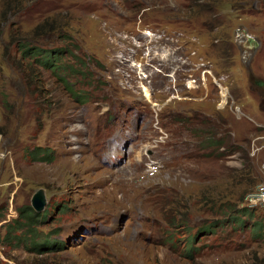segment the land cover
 <instances>
[{
  "label": "rangeland",
  "instance_id": "obj_1",
  "mask_svg": "<svg viewBox=\"0 0 264 264\" xmlns=\"http://www.w3.org/2000/svg\"><path fill=\"white\" fill-rule=\"evenodd\" d=\"M34 1L0 0V264H264V0ZM41 193L37 252L4 236Z\"/></svg>",
  "mask_w": 264,
  "mask_h": 264
},
{
  "label": "trees",
  "instance_id": "obj_2",
  "mask_svg": "<svg viewBox=\"0 0 264 264\" xmlns=\"http://www.w3.org/2000/svg\"><path fill=\"white\" fill-rule=\"evenodd\" d=\"M27 1H29V2L31 1L32 5L36 3V1H34V0H27ZM40 2H41V0L38 1L39 4H40ZM256 6L257 7H254V5L253 6H245V7L243 6V8H239V11L243 12V13L244 12H246V13L261 12L264 14V6H258V5H256ZM21 39H23V38H20V40H19V42H20L19 47H20V50H22L25 57L26 58H35L38 61L40 60L43 62L42 64H44L45 66H48V68H50V66H53L52 61H51L52 58H59L60 56L63 55L64 51L69 50L66 47H65V49L58 48V49H49V50L38 47V46L32 47L30 43H27V42L23 43V41L21 42ZM256 49L259 50V56L261 57L264 53V42L261 41L260 38H257ZM73 55H75V53H73ZM13 62L14 61H12V63ZM53 68H55V67H53ZM25 209L23 211V209L21 208V212L23 213V218L25 219V222H23L21 224L19 223L18 220H19V218H22V217H19L15 221H13V224L15 223V225L10 226V229L7 231L4 238H6L8 234L10 235L12 233V230L15 229L14 231H18L19 229L26 226V227H28L27 229H29L31 231V234L34 236V239L32 238V236L30 238H28L30 240H31V238H32V240H34V243L32 246H34V248L37 250V252H44L45 250L43 248V245L47 244V243H49V244H53V243H51L50 241L40 242L39 238L37 239V231L34 228L38 224V220H40L39 217L42 218V216L38 212H36L34 209H32L31 206H28ZM246 210H242V211H246ZM4 216H5L4 214L0 213V222L4 219ZM210 227H213V226H210ZM202 232H205L206 234H208L209 231L207 229H204ZM27 233L28 232H25V234H27ZM21 235H19V236H21ZM13 236L16 237L18 235L14 234ZM195 237H197V236H195ZM16 239H17V237H16ZM21 239H23V238H21ZM22 241H24V240H22ZM198 250H200V247H196L194 245V239L192 238V245L188 251L189 257H191V259H194V255Z\"/></svg>",
  "mask_w": 264,
  "mask_h": 264
},
{
  "label": "bare ground",
  "instance_id": "obj_3",
  "mask_svg": "<svg viewBox=\"0 0 264 264\" xmlns=\"http://www.w3.org/2000/svg\"><path fill=\"white\" fill-rule=\"evenodd\" d=\"M140 39L141 38H143V39H145L146 37H144V36H141L140 35V37H139ZM154 38H157L156 36H154L153 38H152V41H153V39ZM159 38H161V37H159ZM162 39V38H161ZM141 44V43H140ZM142 45V44H141ZM157 49V48H156ZM156 49H154V50H151V53H150V55H148L147 57H146V60H147V62H145L143 65H146V66H149L150 67V62H153V61H159V62H161L162 63V61L158 58H156V56H155V54H154V52H158L159 53V51H157ZM152 54V55H151ZM168 63V62H167ZM171 64L172 63H174V62H170ZM163 64V63H162ZM177 66H175V68H176ZM129 68V67H128ZM135 72V71H134ZM154 75H157L156 73L154 74ZM145 79V78H144ZM143 79V80H144ZM144 90V92L145 93H147V91H149V93H151L152 91H151V89H149L148 87H144V88H142V91ZM77 126H80V124L79 123H77L76 124ZM78 140H76V142H77ZM258 202H260V200L258 199Z\"/></svg>",
  "mask_w": 264,
  "mask_h": 264
},
{
  "label": "water",
  "instance_id": "obj_4",
  "mask_svg": "<svg viewBox=\"0 0 264 264\" xmlns=\"http://www.w3.org/2000/svg\"><path fill=\"white\" fill-rule=\"evenodd\" d=\"M32 206L36 211H41L45 207V200L41 194H36L33 198Z\"/></svg>",
  "mask_w": 264,
  "mask_h": 264
},
{
  "label": "built area",
  "instance_id": "obj_5",
  "mask_svg": "<svg viewBox=\"0 0 264 264\" xmlns=\"http://www.w3.org/2000/svg\"><path fill=\"white\" fill-rule=\"evenodd\" d=\"M11 214L13 215V214H14V211H10V212H9V215L11 216Z\"/></svg>",
  "mask_w": 264,
  "mask_h": 264
},
{
  "label": "flooded vegetation",
  "instance_id": "obj_6",
  "mask_svg": "<svg viewBox=\"0 0 264 264\" xmlns=\"http://www.w3.org/2000/svg\"><path fill=\"white\" fill-rule=\"evenodd\" d=\"M263 84H264V83H261L260 85L263 87Z\"/></svg>",
  "mask_w": 264,
  "mask_h": 264
},
{
  "label": "clouds",
  "instance_id": "obj_7",
  "mask_svg": "<svg viewBox=\"0 0 264 264\" xmlns=\"http://www.w3.org/2000/svg\"><path fill=\"white\" fill-rule=\"evenodd\" d=\"M253 208H255V206H254ZM253 208H252V209H253ZM208 231H210V230H208ZM208 233H209V232H208Z\"/></svg>",
  "mask_w": 264,
  "mask_h": 264
}]
</instances>
